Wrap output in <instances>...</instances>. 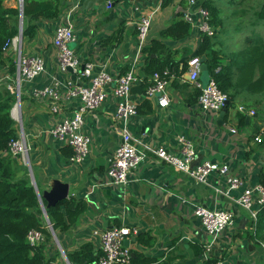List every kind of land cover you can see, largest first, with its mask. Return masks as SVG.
Returning <instances> with one entry per match:
<instances>
[{"label": "crops", "instance_id": "obj_1", "mask_svg": "<svg viewBox=\"0 0 264 264\" xmlns=\"http://www.w3.org/2000/svg\"><path fill=\"white\" fill-rule=\"evenodd\" d=\"M108 2L66 0L60 19L41 22L35 39L27 41L22 37L19 43L24 55L42 57L46 66L41 77L21 84L19 100L15 103L19 104V108L17 112L12 110L18 131L22 126L29 148L27 166L31 165L34 178L36 176L45 191L51 189L55 181H60L69 186L68 199L75 196L86 200L89 205L79 224L69 234L57 238L59 244L55 240L62 255L59 263L70 264L66 253L79 250L86 243H93L95 249L101 252V238L95 233L126 227L131 230L125 244L131 251L132 264H215L219 261L224 264H264V244L255 238L252 217L234 201L243 189L231 193L230 197L225 196L226 182L221 176H213L209 184L196 183L147 151L144 162L130 176L128 185L114 187L109 184L107 171L121 143L119 128L114 121L117 100L113 91H109L106 101L96 112L98 120L94 115L86 117L83 132L91 138V145L84 162L73 163L72 149L51 135L50 131L63 118L76 114L80 100L70 97L67 89L62 87V97L58 102L62 110L55 114L49 99L41 100L32 95L34 89L52 85L55 78L64 83L71 81L86 85L81 72L87 63L95 65L94 73L106 69L113 77L124 75L136 68L135 60L140 56L137 24L142 17L153 15L150 44L176 21H186L188 12L186 4L177 0H172L166 8L162 7V0L110 1V8ZM7 3L16 7L19 0H8ZM69 12H72L71 21L76 35L71 49L81 65L77 72L59 75L54 36L56 27ZM195 20L199 21V17L195 16ZM220 29L223 30L222 27L215 28L216 37ZM250 33L239 50L227 51L220 48L221 44L216 41L215 49L222 51L224 64H229L230 57L246 50L251 41L257 40ZM202 35L193 26L188 38L166 42L174 50L182 52L179 57L181 66L188 65V62L181 63L184 57L198 51ZM16 53L12 47L6 56L15 62ZM139 61L136 74L142 78L140 73L146 56ZM172 74L167 89L170 105L166 108L160 106L157 97L146 96L147 88L143 81L133 85L132 100L140 112L131 119L129 126L132 134L143 146L166 147L174 152L179 147V137L185 136L196 148L194 167L205 161L227 163L232 175L244 179L245 185H264V143L255 141L264 132V115L263 118L256 115L257 110L264 111V94L239 95L238 103L233 101L224 124L219 125V115L202 112L199 90L190 82L187 71L182 75ZM200 80L203 83L211 80L202 68ZM6 83L12 84L13 78L9 67L3 66L0 69V87ZM238 113L246 116L243 126L239 123ZM231 129L237 133H232ZM143 146L141 150H144ZM200 205L228 209L235 215L234 226L212 246L211 239L194 213L196 206Z\"/></svg>", "mask_w": 264, "mask_h": 264}, {"label": "built area", "instance_id": "obj_2", "mask_svg": "<svg viewBox=\"0 0 264 264\" xmlns=\"http://www.w3.org/2000/svg\"><path fill=\"white\" fill-rule=\"evenodd\" d=\"M164 1V0H162ZM186 4L188 12L185 15L186 21L196 27L198 31L208 37L216 35L215 29L210 24V13L199 0H177ZM20 4V0H19ZM112 3L108 2V8ZM72 12H69L62 22L56 27L54 36V46L58 51V71L57 74L64 75L70 70L77 72L80 67L75 52L71 45L76 41L74 25L71 21ZM199 17V21L195 20ZM153 15L147 14L142 17L137 24V38L140 46V56L135 60V66L140 64V58L146 56L143 51L149 45V36L152 26ZM21 32L16 37L7 52L14 47L16 53L17 71L13 78V83L8 85V90L17 95L19 100L20 86L24 82H32L41 77L46 66L44 59L39 56L24 55L19 43L21 42ZM201 57H194L188 61V70L190 82L199 90V105L204 114H213L215 116L227 107L229 96L222 92L216 82L211 79L208 83L200 80ZM95 65L93 63L85 64L82 70V79L86 80V85L73 84L71 81L62 82L55 78L50 86L39 87L32 91L35 98L45 100L49 99L52 104V112L58 114L61 112V105L58 104L61 99V88L65 87L70 97L80 100V107L73 117L63 118L51 131V135L65 143L73 151L72 162L80 164L86 160L90 153L91 138L84 134L83 128L88 115H94L101 108L108 97L109 91H113L117 100L114 121L119 128L121 143L110 162L107 171L109 184L114 187H125L128 185L130 176L144 162L146 152L150 151L158 157L159 160L173 167L177 172L184 173L192 178L196 183L209 184L210 179L219 175L226 182L225 196L230 197L231 193L243 189L239 198L234 201L242 209L249 212L253 221H256L260 211L264 209V185L257 184L253 187L245 185L244 179L232 175L231 167L227 163H213L205 161L194 167L193 162L197 156L194 144L185 136L179 137L177 151H171L166 147L152 148L143 146V143L137 139L130 130L131 119L138 115V105L132 100V87L136 82H142L143 79L136 74V68L119 77H113L106 69L94 73ZM173 74L166 69L163 73H156L150 78L151 85L146 90L148 98H158L161 107L166 108L170 105L167 89L170 85ZM19 104L13 108L17 112ZM241 111H245L241 108ZM254 114L253 112L251 113ZM16 119L20 121L19 116ZM98 120V119H97ZM232 133H237L231 129ZM255 141L259 144L264 143V132L257 136ZM10 152L15 159L22 163L29 164V148L25 139L23 127L18 131V138L10 143ZM144 150H141V147ZM195 216L202 224V227L211 239V246L214 245L224 232L232 228L235 224V215L231 210L208 208L206 206H196ZM101 238V255L97 261L92 264H132L131 251L126 247L125 241L130 236L131 230L123 228L108 229L104 232H96ZM28 241L31 245H39L44 241L42 233L31 231L28 234ZM215 264H224L219 261Z\"/></svg>", "mask_w": 264, "mask_h": 264}, {"label": "trees", "instance_id": "obj_3", "mask_svg": "<svg viewBox=\"0 0 264 264\" xmlns=\"http://www.w3.org/2000/svg\"><path fill=\"white\" fill-rule=\"evenodd\" d=\"M23 1L22 36L24 40L31 41L37 37L41 22L60 19L66 0ZM109 1L113 3L122 0ZM220 1L204 0L202 3L199 0L200 5L209 11L210 24L214 29L223 28L225 25V14L218 7ZM246 1L249 0H243ZM7 2L8 0H0V69L3 66L9 67L10 76L14 78L17 71L16 64L12 58L6 56V51L13 40L20 35L22 12L20 4L11 7ZM171 2L172 0L163 1L162 7L166 8ZM229 2L233 4L235 0ZM256 3L260 6L258 9L245 8L253 22L251 25L264 21V0H256ZM192 32V24L181 19L160 32L159 37L150 42L143 51L146 62L140 73L144 87L148 88L152 84L150 78L154 74L163 73L168 68L171 73L175 72L178 75L188 70L187 63L183 66L179 63L182 52L174 50L166 42L184 40ZM215 37L201 36L197 57H207V73L220 90L229 96L227 109L242 93L264 94V39L255 36L257 40L251 41L246 50L233 55L229 64H224L222 51L215 49ZM16 101L17 95L8 90L7 83L2 85L0 87V264H60L58 260L62 255L52 231L58 239L62 234H69L88 211L89 205L86 200L72 196L55 207L48 208V203L43 198L45 190L35 176L40 192V195L38 194L30 177L29 167L20 163L10 152L11 141L18 138L17 123L12 117ZM139 112L138 107V114ZM256 115L263 118L264 111L257 110ZM238 120L243 126L246 123V116L239 114ZM252 226L256 230L255 238L264 244V209L260 212L257 221L252 222ZM33 230L39 231L44 237V241L39 245L33 246L28 241V234ZM100 255L101 252L95 249L93 243H86L79 250L66 253L70 264H92Z\"/></svg>", "mask_w": 264, "mask_h": 264}, {"label": "rangeland", "instance_id": "obj_4", "mask_svg": "<svg viewBox=\"0 0 264 264\" xmlns=\"http://www.w3.org/2000/svg\"><path fill=\"white\" fill-rule=\"evenodd\" d=\"M218 7L225 14V25L222 28L223 30L220 29L221 32L216 37V41L221 44L220 48L227 51L239 50L241 46H244L246 35H249L250 32L255 36L264 38V21L258 22L257 25H251L253 22L248 16V11L245 10V8L250 7H256L258 9L260 6L257 5L256 0L246 2H243V0H235L233 4L229 0H221L218 3ZM234 102L238 103V99Z\"/></svg>", "mask_w": 264, "mask_h": 264}, {"label": "water", "instance_id": "obj_5", "mask_svg": "<svg viewBox=\"0 0 264 264\" xmlns=\"http://www.w3.org/2000/svg\"><path fill=\"white\" fill-rule=\"evenodd\" d=\"M23 2H24L23 0H20V8H21V12H22L21 27H20L21 34L23 32V11H22ZM21 37H23V36L21 35ZM196 56H197V52L193 53L190 57H184L181 60V63L188 62L190 60V58H194ZM201 63H202V67H201L202 71L207 72L208 65H207V57L206 56L201 57ZM70 71L72 72V70H70ZM188 76H189V74H188ZM228 106H229V103L227 104V107ZM227 107L219 115V119H218L219 125L224 124V119H225V116H226L227 111H228ZM29 168H30V175L32 178V182H33L34 186L36 187L38 194L40 195V192L38 191L37 184H36V181L34 178V171L31 167V165L29 166ZM68 197H69V186L65 183L60 182V181H55L54 185L51 187V189H49L48 191H44V193H43V198L47 201L48 208L55 207L56 205L65 201L66 199H68ZM43 208H44V206H43ZM44 212H45V215L47 216V211L45 208H44ZM52 232H53L55 240L59 244L55 232L54 231H52Z\"/></svg>", "mask_w": 264, "mask_h": 264}]
</instances>
